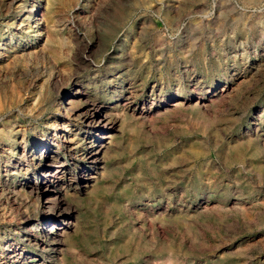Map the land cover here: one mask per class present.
Wrapping results in <instances>:
<instances>
[{
  "label": "rangeland",
  "instance_id": "374dc122",
  "mask_svg": "<svg viewBox=\"0 0 264 264\" xmlns=\"http://www.w3.org/2000/svg\"><path fill=\"white\" fill-rule=\"evenodd\" d=\"M0 264H264V0H0Z\"/></svg>",
  "mask_w": 264,
  "mask_h": 264
},
{
  "label": "bare ground",
  "instance_id": "6f19581e",
  "mask_svg": "<svg viewBox=\"0 0 264 264\" xmlns=\"http://www.w3.org/2000/svg\"><path fill=\"white\" fill-rule=\"evenodd\" d=\"M37 7V6H36ZM70 109V108H69ZM108 115V114H107ZM99 121L101 122L102 121V118H99ZM107 137V136H106ZM64 164V163H63ZM60 165H61V163H60ZM63 168H64V166H63ZM60 169V168H59Z\"/></svg>",
  "mask_w": 264,
  "mask_h": 264
}]
</instances>
